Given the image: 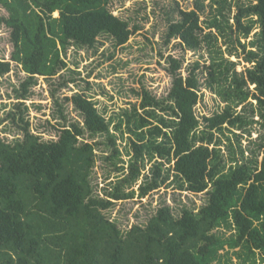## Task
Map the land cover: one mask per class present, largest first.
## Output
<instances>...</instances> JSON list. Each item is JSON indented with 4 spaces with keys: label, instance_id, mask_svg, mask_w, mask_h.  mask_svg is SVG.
I'll list each match as a JSON object with an SVG mask.
<instances>
[{
    "label": "trees",
    "instance_id": "trees-1",
    "mask_svg": "<svg viewBox=\"0 0 264 264\" xmlns=\"http://www.w3.org/2000/svg\"><path fill=\"white\" fill-rule=\"evenodd\" d=\"M111 1L0 0L9 14L0 16V26L11 31L12 59L28 75L23 99L36 77H54L67 66L63 55L70 46L93 49L103 35L115 47L125 46L138 27L115 16ZM206 1L195 0L190 11L178 10L180 19L171 22L167 42L178 40L189 51L206 49L210 64L201 69L197 63L184 77L182 62L170 58L173 81L168 97L158 100L142 92L139 108L127 116L134 137L129 173L106 198L93 191L90 177L97 144L84 142V136L107 134L113 153L120 152L96 102L83 94L73 96L70 102L81 112L83 125L64 127L56 141H44L31 132L28 122L10 114L23 139L13 144L0 140V264H211L226 244L244 247L264 262V161L260 168L244 163L225 172L220 150L210 148L217 143L216 133L243 130L249 124L247 114L226 106L201 121L195 111L202 89L219 93L231 80L226 100L244 103L253 98L264 120V0L237 5L233 24L232 5L209 0L218 12L206 22L208 32L201 24ZM258 27L249 44L255 50L248 51L241 37L248 39ZM213 30L229 44L238 41L250 65L246 72L238 74L236 63L223 56ZM10 71L11 63L0 61V76ZM146 160L155 162L151 177L139 187L141 198L174 176L181 191L207 192L208 203L197 214L183 210L179 217L163 206L146 226L122 232L104 211L115 201L134 198L135 192L126 193L125 187L139 181ZM220 226L235 228L236 237L223 240L215 234Z\"/></svg>",
    "mask_w": 264,
    "mask_h": 264
},
{
    "label": "rangeland",
    "instance_id": "rangeland-1",
    "mask_svg": "<svg viewBox=\"0 0 264 264\" xmlns=\"http://www.w3.org/2000/svg\"><path fill=\"white\" fill-rule=\"evenodd\" d=\"M232 5L230 24L237 14V5L249 4L250 0H227ZM195 0H113L109 4L112 13L126 20L130 27H138L124 47H115L111 38L103 35L93 49H80L70 46L63 60L66 67L60 69L51 78L36 77L30 86V94L26 99L21 97L22 85L28 75L22 66L13 61L14 44L11 41V31L5 25L0 26V61L10 62L11 71L0 76V140L15 143L23 139L10 114H16L24 122H28L34 135L44 141H56L60 131L72 124L83 125V117L70 99L78 94L85 95L104 113L110 123L111 136L116 140V148L120 155L113 153V146L107 134L90 136L85 134L84 142L97 144L95 166L92 169L90 181L96 196L106 198L119 181L129 173V162L132 157L131 140L127 127V116L135 113L139 108L142 92L147 91L158 100H165L172 87L169 74L170 58L182 62L181 73L187 77L195 64L201 69L210 64V56L206 49L199 51L186 50L178 40L167 42V32L172 21L180 19L178 10L190 11L194 9ZM206 11L201 16V24L206 28V22L213 20L218 7L211 1L205 3ZM229 13V11H228ZM8 13L0 6V16L8 17ZM58 16L57 13L54 15ZM210 31L206 28V32ZM218 48L223 56L236 63L238 74L246 72L250 65L246 62L245 54L238 41L229 44L228 40L218 35ZM259 27L248 39L241 37V43L251 48L256 39ZM236 36L234 37V39ZM234 53L230 55V51ZM202 82L205 76L201 75ZM231 83V80L229 81ZM229 82L218 91L202 89L201 99L195 107L198 118L210 117L221 113L226 106H231L237 114H247L248 125L243 130H223L215 134L216 145L210 148L220 150L224 162L225 172L231 166L244 163L251 167L260 168L264 161V120L258 110V102L253 98L244 103L226 100ZM254 86L251 87L253 89ZM69 101H68V100ZM253 105V107L251 106ZM253 110V111H252ZM142 113V110H138ZM23 125V123H21ZM132 126V125H131ZM82 141V139H81ZM80 141V142H81ZM131 152V153H130ZM116 155L115 157H112ZM154 162H145V169L138 182L125 187L126 193L135 192L133 199L115 201L114 205L104 214L116 223L122 232L132 226H146L150 218L163 206H169L175 217H179L183 210L197 214L207 203L208 193L193 194L180 190V182L171 176L160 189L141 198L139 187L151 177ZM168 165L164 167L167 170ZM121 169V170H118ZM215 234L223 240L236 237L235 228L220 226ZM264 264L262 257H253L244 247H230L225 245L217 252V258L211 264Z\"/></svg>",
    "mask_w": 264,
    "mask_h": 264
}]
</instances>
